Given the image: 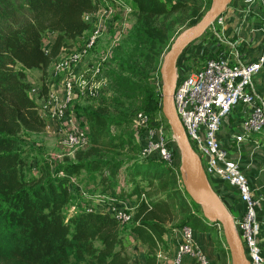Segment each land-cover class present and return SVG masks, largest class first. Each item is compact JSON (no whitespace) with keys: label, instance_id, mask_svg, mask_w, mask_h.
Listing matches in <instances>:
<instances>
[{"label":"trees","instance_id":"trees-1","mask_svg":"<svg viewBox=\"0 0 264 264\" xmlns=\"http://www.w3.org/2000/svg\"><path fill=\"white\" fill-rule=\"evenodd\" d=\"M129 1L138 11L135 50L142 62L137 65L128 60L115 74L117 115L103 107H85L82 114L89 124V149H80L75 161L59 164L54 172L49 163L41 165L37 177L29 176L22 136L25 131H43L47 123L29 93L32 84L26 72L17 66L47 70L67 41L90 28L83 15L96 11L99 4L97 0H25L30 16L18 27L0 31V264H70L72 258L77 264L88 258L92 264H132L124 245L128 232L148 248L143 264H160L157 249L166 234L186 224L205 232L215 229L193 210L179 168L176 172L161 160L141 159L127 171L131 191L123 189L117 194L122 161L96 155L102 151L120 155L127 141L115 135L112 127L130 123L138 109L152 112L157 107L162 93L146 80L153 65L161 62V46L171 43L166 33L152 25V19L195 7L185 0ZM47 31L57 33L48 52L43 45ZM83 171L101 173V191H114L121 198L140 197L155 180L164 195L149 203L137 199L133 222L122 227L110 213L88 211L78 188L72 192L71 178L80 177ZM73 203L78 209L70 214L66 207ZM175 216L179 221L169 225Z\"/></svg>","mask_w":264,"mask_h":264},{"label":"built area","instance_id":"built-area-1","mask_svg":"<svg viewBox=\"0 0 264 264\" xmlns=\"http://www.w3.org/2000/svg\"><path fill=\"white\" fill-rule=\"evenodd\" d=\"M114 1L112 6H102L98 1L99 8L96 11L84 13L83 19L91 26V29L87 30V32L90 31L89 35L85 38L86 48L81 52L74 50L66 58L61 56L59 60V55L57 56L51 66V74L60 76L65 73V76L62 77L59 85L48 84L50 88L45 96H42L46 102L45 109H41V116L53 118L54 134L58 135L62 144L70 149L80 150L90 145L88 127L86 130L83 129L77 121V116L69 114L72 102L77 96V87L84 82V72L80 71L79 66L81 59L88 48L95 47L106 33L110 14L115 10L125 16L133 12L129 1H127L129 4L126 0ZM258 1L264 7V0ZM214 22L224 24L221 15ZM199 41L192 43L184 50L188 52L186 60L182 54L177 61L176 108L188 138L199 154L208 176L216 174L221 180L238 188L240 197L246 203V209L241 216L232 213L236 231L242 240L250 263L264 264V253L258 240L261 231L258 210L261 202L256 197L241 165L225 148L223 135H221L223 120L230 117L238 106L244 107L239 117L242 133L229 131L224 134L225 139L241 142L250 135L264 131V94L256 89L253 81L254 75L258 74L264 66V53L256 61H245L235 47L231 50L222 48L213 54L207 43ZM48 51L49 49H46V52ZM195 55L205 56L200 58L202 66L194 67L192 63H189L190 57ZM103 82H107V79H103ZM138 119L147 123L148 116L141 112ZM140 157L161 160L176 172L180 168L181 156L175 138L167 135L164 122L148 129L147 141L141 147ZM75 181L76 177H72L70 182L72 186ZM78 189L81 192V188ZM72 191L76 193V188L73 187ZM80 195L82 200L84 197H89L82 193ZM137 199L149 203L147 193L143 192L140 197L134 195L127 198L104 193L96 196L97 205L90 203L91 199H88V204L85 205L84 202L82 204L88 211L110 213L122 227H125L134 220ZM73 206V212H75L78 208L76 204ZM194 233L195 228L189 224L180 228L181 238L175 264H182L184 255L195 256L198 264H210L206 255L197 248Z\"/></svg>","mask_w":264,"mask_h":264},{"label":"rangeland","instance_id":"rangeland-1","mask_svg":"<svg viewBox=\"0 0 264 264\" xmlns=\"http://www.w3.org/2000/svg\"><path fill=\"white\" fill-rule=\"evenodd\" d=\"M97 1H100L102 6H112L114 0ZM127 1L129 0H126V2ZM170 1L171 0H167V3H171ZM199 1L200 2L198 4H195V7H185L165 17L153 18L152 25L158 31L166 33L169 37L168 43H171L170 45H172L173 41L182 31L192 26L195 21L198 22L203 17V15L210 8L212 3V0ZM24 2L25 0H1L0 31L4 28L8 29L10 27H18L22 20H25L28 18V16H30V13L25 7ZM129 2L130 4L128 2L127 3L131 5L133 12L130 13L128 16H125L121 12L116 10L112 14H110L108 18V28L106 33L99 39L95 47L88 48L87 53L81 59L79 66L81 67L80 71L84 72V82L77 87V96L72 102V107H70L69 114L77 116L76 118L78 123L85 130L86 127H88L89 130V124L86 117L82 114V110L88 106H91L93 108L103 107L109 114L117 115L115 98L117 97L118 93L113 89V84L116 83L115 74L120 72V65L122 63L127 64L128 60L137 61L134 62L137 65H140V63L142 62V59L137 56L139 52L135 50L137 45L136 31L138 11H136L135 9V4L131 1ZM222 16L223 14L221 15V17ZM219 28H221V25L219 23H212L203 33V35L198 38L195 42H198L199 40H202L203 42L208 41L210 43H218L219 41H222V38L218 33ZM89 29H91V26ZM89 32L90 31H86L82 36L75 40L67 41V46L63 48L62 51L58 54V60L61 56H64L66 58L74 50H79L80 52L83 51L84 48H86L87 44V40L85 41V38L89 35ZM56 36L57 33L52 31H47L44 33L43 45L45 49H50ZM170 45L167 44L165 46H161L159 54L161 62L159 65H153V67H155L153 70H151L150 78L146 80L149 81L151 85H154V87L160 93H162L164 83L161 73V66L164 61L165 54L168 52ZM182 54H184V58L188 56L187 51H183ZM200 58H205V56L201 55L200 57V55H195L193 57H190L189 63H192L194 67L202 66V61ZM52 64L45 71L40 69H25L20 64L17 66L18 70L23 69L26 72L27 78L32 84V88L29 93L37 103V108L40 114L41 109L44 108V104L46 102L45 99L43 100L42 96H45V93L47 92L46 89L48 90L50 88V85L48 86V84L59 85L62 77L65 76V73H62L60 76L52 75ZM103 79H107V82L104 83ZM55 89L57 88L55 87ZM162 98L163 96L161 94L160 99L158 100L157 107L154 111L151 112L147 110L138 109L136 113L131 115L130 123L123 124L122 126L112 127V132L114 131L115 135H121L122 138L127 141L124 151L120 155H115V153L109 151H102V153L96 154L98 156L101 155L104 157L118 159L122 161L123 164L118 176L117 184L115 186L117 194L120 193V191L123 189H126L127 191H131L132 189L131 182L127 181L129 179L127 171L136 162H141L140 150L141 147L147 141L148 129L150 127H156L158 123L164 122V125H166L167 127V135L169 137L172 136V138L174 137L177 145V139L171 128V124L167 120L163 112ZM137 105L139 106L140 102H137ZM50 111L52 110L50 109ZM243 111L244 107L238 106L237 110L233 112L230 117H228L229 119L231 118V123H234L235 120H237L242 115ZM141 112L148 116L147 123L144 121L141 122L138 119V115ZM44 119L46 120L47 124L46 128L43 131H25L23 133L24 135L22 136L24 139L22 151L23 155L26 157L27 169L29 176L31 177L40 176L41 165L43 166L45 163H49L51 165L52 172H54L59 164L66 163L68 161H75L76 155L78 151H80L79 149H70L64 146V144H62L61 142V138L53 132V126L55 125L53 123V118L46 117ZM157 119H160V121H157ZM262 133H264V131L261 132V134ZM89 147L81 150H87L89 149ZM178 151L181 156L179 147ZM180 174L181 182L183 183L181 171ZM80 177H76L75 184L72 186L71 189L73 190V187L76 189L81 188L80 193H82L84 196H89L88 198L84 197L82 200L85 205L88 204V199H91L89 200L91 201L90 203L97 205L98 201L96 200V196L105 193L101 191V188L98 185L101 173L83 171ZM158 183L159 181L155 180L153 185L147 186L148 199L152 200L163 196L164 192H160L158 190ZM109 193L116 195L114 191ZM190 203L193 206V210L197 211L200 214H203V210L200 204L196 203L192 198H190ZM73 205L74 203L66 207V211H68L70 214H73ZM135 214L136 210L134 211V215ZM171 221L172 222H169V225L176 224L179 219L177 218V216H175L174 218H172ZM196 230L197 232L203 233V235H206L207 237L211 235L210 237L215 243L216 253L213 256L212 261L206 255V257L210 260V264H233L231 252L226 242V238L224 236L221 225H216L215 229L212 232H205L201 229L195 228L194 235H196L197 233ZM174 231L175 230H173L172 232ZM177 236V246L174 251L171 249L170 246L166 244L165 241L163 243H160V246L157 249V258L160 261V264H175L177 258L178 245L181 238L180 235ZM124 245L125 250L130 256L131 263L143 264L147 256L148 248L143 242L138 239V236L131 234V232L126 233ZM185 256L186 255H184V257ZM188 256L194 257L196 259V262L198 261L195 256ZM70 264L77 263L72 258ZM78 264L92 263L88 258L86 260H81Z\"/></svg>","mask_w":264,"mask_h":264},{"label":"crops","instance_id":"crops-1","mask_svg":"<svg viewBox=\"0 0 264 264\" xmlns=\"http://www.w3.org/2000/svg\"><path fill=\"white\" fill-rule=\"evenodd\" d=\"M174 1L176 0L170 2ZM185 1L194 4L200 2L199 0ZM222 14L224 24L218 31L222 41L218 43L205 41L209 45L211 53L216 54L222 48L230 50L235 47L240 51L243 60L256 61L264 53V7L258 0H232ZM253 81L256 89L264 94V66L258 74L254 75ZM230 119L223 120L221 128L223 143L231 157L241 165L256 197L260 199L258 221L261 231L258 240L264 253V133L250 135L241 142L227 140L224 134L229 131L242 133L241 120L238 118L234 123H231ZM210 181L230 212L233 215L241 216L246 209V203L240 197L238 188L221 180L216 174L210 176ZM177 235H180V228L164 236L166 244L173 251L177 246ZM210 236L207 237L203 233L197 232L194 238L197 248L212 261L216 253V246ZM182 264H197V262L194 257L186 255Z\"/></svg>","mask_w":264,"mask_h":264},{"label":"water","instance_id":"water-1","mask_svg":"<svg viewBox=\"0 0 264 264\" xmlns=\"http://www.w3.org/2000/svg\"><path fill=\"white\" fill-rule=\"evenodd\" d=\"M232 0H212L210 8L194 25L182 31L165 54L161 66L163 78V112L171 124L181 152L182 179L187 193L201 205L205 218L214 226L221 225L229 246L233 264H251L242 240L239 237L234 218L224 201L214 189L202 160L193 148L175 104L176 68L182 52L200 38L214 20L221 15Z\"/></svg>","mask_w":264,"mask_h":264},{"label":"bare ground","instance_id":"bare-ground-1","mask_svg":"<svg viewBox=\"0 0 264 264\" xmlns=\"http://www.w3.org/2000/svg\"><path fill=\"white\" fill-rule=\"evenodd\" d=\"M219 225V224H218Z\"/></svg>","mask_w":264,"mask_h":264}]
</instances>
